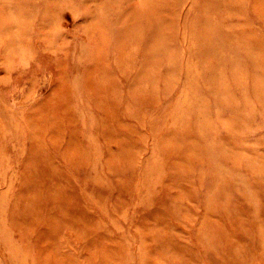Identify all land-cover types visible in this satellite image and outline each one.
<instances>
[{
  "label": "rangeland",
  "instance_id": "1",
  "mask_svg": "<svg viewBox=\"0 0 264 264\" xmlns=\"http://www.w3.org/2000/svg\"><path fill=\"white\" fill-rule=\"evenodd\" d=\"M0 264H264V0H0Z\"/></svg>",
  "mask_w": 264,
  "mask_h": 264
}]
</instances>
